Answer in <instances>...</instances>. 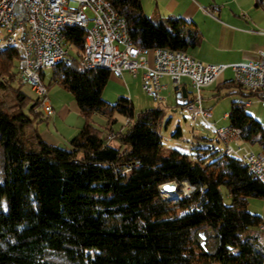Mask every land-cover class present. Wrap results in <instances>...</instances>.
<instances>
[{"label": "trees", "instance_id": "1", "mask_svg": "<svg viewBox=\"0 0 264 264\" xmlns=\"http://www.w3.org/2000/svg\"><path fill=\"white\" fill-rule=\"evenodd\" d=\"M109 1L133 44L196 46L198 33L181 17L155 20L141 0ZM85 34L66 27L72 59L51 67L52 81L72 94L85 118L69 148L43 140L40 101L17 80L18 54L0 51V264H264L262 220L248 211L250 198L264 199L261 182L237 158H214L207 146L163 152L162 109L135 118L129 97L105 101L110 72L79 64ZM94 114L106 118L103 126L93 124ZM114 115L123 117L124 130H113ZM228 122L242 129L246 145L264 150L262 124L242 101L232 102ZM180 132L177 125L171 134ZM107 133L117 146L105 142ZM196 138L206 145L211 139ZM183 181L194 190L184 194ZM169 182L177 195L165 198L160 186Z\"/></svg>", "mask_w": 264, "mask_h": 264}, {"label": "built area", "instance_id": "2", "mask_svg": "<svg viewBox=\"0 0 264 264\" xmlns=\"http://www.w3.org/2000/svg\"><path fill=\"white\" fill-rule=\"evenodd\" d=\"M206 13L213 14V11L206 9ZM70 26L83 27L86 32L80 66L107 69L118 79H122L124 73L136 77L141 72L143 92L157 103L164 102L161 94L165 87L161 82L163 77H167L175 89L187 79L191 95L182 109L192 126L202 122L213 132L206 145L198 141L192 129L187 140L189 149L207 146L208 154H213L214 158L223 155L237 158L264 187V150L255 152L246 145L240 127H216L209 121L211 111L202 105V89L212 84L227 66L203 62L183 50L133 44L126 19L109 0H0V51L13 48L17 52V80L30 87L40 101L43 114L52 116L54 109L41 73L56 63H70V49L64 43L65 28ZM261 57L257 62L233 64L231 69L235 83L254 92L264 104L263 53ZM113 138V133L104 135L105 142ZM189 158L196 160L191 154ZM169 185L176 196L177 184L169 182ZM163 186H160L162 196L173 197L165 196ZM182 186L184 194L194 190L185 181ZM259 228L264 231V224Z\"/></svg>", "mask_w": 264, "mask_h": 264}, {"label": "crops", "instance_id": "3", "mask_svg": "<svg viewBox=\"0 0 264 264\" xmlns=\"http://www.w3.org/2000/svg\"><path fill=\"white\" fill-rule=\"evenodd\" d=\"M141 4L144 13L152 19L159 20L174 16L181 17L190 23L189 28L198 33V39L196 46L189 48L186 52L203 62L227 66L217 79L204 87L201 92L202 105L211 111L209 120L215 126L229 125L228 114L233 101H242L245 110L246 107L251 106L250 97L255 95H247V90L233 85L234 74L231 65L257 62L261 60V54L264 55V34L262 33L264 0H141ZM206 9L212 10L213 14L206 13ZM149 59L151 62V55ZM135 78L137 81L133 80ZM120 80L126 86L128 92L126 95L132 100L133 90L137 86L141 88V72L136 77L124 73ZM161 82L165 85L161 92L164 97L162 104L166 102L168 95L165 91L170 88H173L176 104V92L181 87L187 88L188 98L191 95V87L187 79L183 80L178 89L172 86L167 77H163ZM222 93H225L226 97L218 102ZM48 99L54 114L52 116L43 114L44 120L39 122L36 128L46 142L69 148L70 140L84 126L85 118L79 112L74 98L59 89L54 90ZM113 130L117 131L114 127ZM180 133L182 135V130ZM170 136L172 139L180 137H173L172 134ZM196 136L199 135L196 134ZM114 139H111L110 143ZM256 147L257 149L250 148L255 152L261 151L258 146ZM254 202L257 206L255 213L261 217V224H264V199Z\"/></svg>", "mask_w": 264, "mask_h": 264}, {"label": "rangeland", "instance_id": "4", "mask_svg": "<svg viewBox=\"0 0 264 264\" xmlns=\"http://www.w3.org/2000/svg\"><path fill=\"white\" fill-rule=\"evenodd\" d=\"M44 73H45L44 83L49 86L48 96H52L53 91L54 90L57 91L59 89V91L73 98L70 92L66 91L59 84L52 81L51 67L46 68L44 70ZM133 80L137 81V78ZM21 89L24 92H26L29 96L35 97V94L33 93V91L30 89L28 85L23 84L21 86ZM165 93L168 94L166 98V102L164 104H160V103L155 102L150 97H148L141 90L140 86H137V88L133 90V94H132L134 113H135L134 117L136 118L138 115L150 116L151 114H149V110L155 108L156 106H159L163 111L162 116L158 118L161 134L163 136L161 150L165 152L171 148H176L180 150L182 153L189 154L190 149L188 147L187 140L189 139L190 132L192 129L194 130V134H197L203 137H209V138L212 137L213 132L207 125H205L202 122L201 123L195 122L192 126L184 110L178 107V105L176 104V99L174 96L173 88H170L169 90L165 91ZM126 94L128 95V92L126 91V86L121 82L120 79L115 78L112 74H110L108 81L104 89L102 90V98L109 103H114L116 102L119 96H127ZM225 95H226L225 93H222L221 98L218 100V102L221 101L223 97H226ZM6 101L8 105L12 103V101L8 97L6 98ZM250 102H251V106L248 108L246 107V111L252 115L254 114L253 116L258 121H260L262 125H264V104L257 96L250 97ZM218 109L220 110V108ZM114 116L116 117L117 122L113 124V127L116 130H119L124 125L123 124L124 119L123 117L119 115H114ZM167 120H169L168 123H167ZM105 121H106V118L104 116H101L98 114H94L92 116V122L96 126H103ZM177 125L181 127L182 135L176 139H172L170 136L171 132H173L176 129ZM111 144L117 146L118 145L117 139L112 140ZM252 148L257 149L256 146H252ZM173 194H171L170 196H173ZM170 196L168 195V197ZM259 200L261 199H255V198L249 199V202H248L249 212L253 214H257L255 213L257 210V206L254 204L255 203L254 201H259Z\"/></svg>", "mask_w": 264, "mask_h": 264}, {"label": "water", "instance_id": "5", "mask_svg": "<svg viewBox=\"0 0 264 264\" xmlns=\"http://www.w3.org/2000/svg\"><path fill=\"white\" fill-rule=\"evenodd\" d=\"M177 105L184 106L188 102V91L185 86L181 87L179 91L176 92ZM172 186L169 183H165L163 186L164 190L170 189Z\"/></svg>", "mask_w": 264, "mask_h": 264}, {"label": "bare ground", "instance_id": "6", "mask_svg": "<svg viewBox=\"0 0 264 264\" xmlns=\"http://www.w3.org/2000/svg\"><path fill=\"white\" fill-rule=\"evenodd\" d=\"M173 188V187H172ZM172 188H170V189H168V190H166L165 192H164V194H165V196H170L171 194H173L174 192L172 191Z\"/></svg>", "mask_w": 264, "mask_h": 264}, {"label": "flooded vegetation", "instance_id": "7", "mask_svg": "<svg viewBox=\"0 0 264 264\" xmlns=\"http://www.w3.org/2000/svg\"><path fill=\"white\" fill-rule=\"evenodd\" d=\"M178 107L183 108V106H179V105H178Z\"/></svg>", "mask_w": 264, "mask_h": 264}]
</instances>
